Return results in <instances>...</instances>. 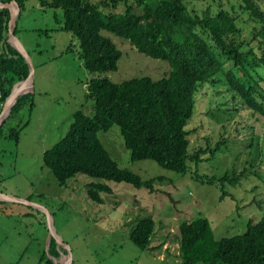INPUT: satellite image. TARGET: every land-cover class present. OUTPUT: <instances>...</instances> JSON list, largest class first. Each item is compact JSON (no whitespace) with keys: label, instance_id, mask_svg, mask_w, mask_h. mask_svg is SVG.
Listing matches in <instances>:
<instances>
[{"label":"rangeland","instance_id":"374dc122","mask_svg":"<svg viewBox=\"0 0 264 264\" xmlns=\"http://www.w3.org/2000/svg\"><path fill=\"white\" fill-rule=\"evenodd\" d=\"M129 1L135 13H142L135 0ZM228 1L238 5V0ZM190 2L191 7L199 10L208 7L204 0ZM261 5L264 9V1ZM126 10L121 3L108 12ZM64 24V12L43 9L40 0H27L26 11L18 23L15 39L30 55L35 74L33 89L30 81V85H24L25 93L16 92L18 98L28 94L30 98L6 122L0 136V193L15 198L0 202V264H40L44 258L68 264L69 248L75 264H178L180 244L176 238L184 221L202 214L220 240L245 234L251 219L258 221L264 217V138L255 139L259 150L251 149L255 133L264 135L263 121H257L255 116H241L242 111L223 115L214 88L199 94L189 131L196 151L213 148L218 141L228 139L210 161L211 153L203 154L204 161L198 170L202 176L213 172L212 176L217 177L232 170L244 172L241 185L228 190L231 195L224 201L222 192L208 185L207 179L204 184L191 174L180 178L153 161L133 162L122 130L116 125L109 132H102L100 139L118 165L144 181L158 177L167 180L157 183L155 193L128 184L109 183L114 195L103 194L104 204L94 202L88 195L89 185L94 182L88 176L79 175L68 187H61L45 166L44 154L66 137L76 112L93 115L94 100L88 94L91 81L103 78L122 84L141 77L160 80L171 71L168 63L149 58L130 42L105 32L123 58L117 72L92 74L83 65L79 42L62 30ZM240 26L243 38L249 40L254 23L242 15ZM4 36L15 48L10 35ZM4 43L0 42V50ZM8 117L6 114L5 120ZM238 120L245 122L238 127L240 137L233 135L232 139L222 127L230 124L232 127ZM167 194L179 202L177 207ZM143 218H152L157 223L147 250H141L130 238ZM52 240L61 253L58 259L51 258L49 253Z\"/></svg>","mask_w":264,"mask_h":264},{"label":"trees","instance_id":"16d2710c","mask_svg":"<svg viewBox=\"0 0 264 264\" xmlns=\"http://www.w3.org/2000/svg\"><path fill=\"white\" fill-rule=\"evenodd\" d=\"M204 1L208 7L199 10L191 7L190 0H135L142 9L137 14L129 0H40L41 8L64 12L62 30L79 42L80 57L90 73L102 75L119 70L123 53L105 32L130 42L139 53L164 61L171 68L169 75L160 80L141 77L122 84L103 78L91 81L88 94L94 100L93 115L76 112L66 137L44 154L45 166L61 187H68L79 175L88 176L94 179L88 195L94 202L104 204L103 194L114 195L109 183L155 193L157 183L167 180L158 177L144 181L118 165L100 139L102 132H109L115 125L122 130L133 162L153 161L180 178L191 174L202 183L207 179L208 185L222 192L221 201L231 195L228 190L241 185L244 172L232 170L222 177L212 176L213 172L211 176L199 173L203 154L211 153L210 161L228 139L218 141L213 148L196 151L189 126L197 112L198 96L208 88L217 90L218 108L223 115L242 111L241 116H255L264 125V0H238V5L227 0ZM13 2L20 7L16 37L27 0H0L3 4ZM121 3L127 7L124 13L108 12ZM242 15L254 23L249 40L243 38ZM11 19L9 9H0V42L5 41L0 54V90L5 102L14 87L31 75L25 58L4 36L10 31ZM29 98V94L18 98L0 127V136L6 122ZM244 122L238 120L234 126L222 128L233 139V135L240 137L238 127ZM258 132L251 143L253 150L257 148L255 139L264 138ZM246 134L247 131L243 135ZM167 196L175 207L179 205L172 195ZM156 230L154 219H140L132 230L131 241L141 250L150 249ZM179 231L178 264H264V217L251 219L245 234L220 240L202 214L181 223ZM49 253L53 259L61 257L55 240ZM40 264L56 263L44 258Z\"/></svg>","mask_w":264,"mask_h":264},{"label":"water","instance_id":"95a60500","mask_svg":"<svg viewBox=\"0 0 264 264\" xmlns=\"http://www.w3.org/2000/svg\"><path fill=\"white\" fill-rule=\"evenodd\" d=\"M11 8H15V14L12 16V19H11V28L13 27V29L10 28V30H11L10 38L15 42V44H14L15 49L18 50L21 53V55L25 58L26 62L28 63V65L30 67V70H31L30 79L16 85V86H18L20 84L22 85L21 86L22 88H20L21 90H19L20 92H22V89L25 88L24 85H26L30 81H33L35 72H34V67H33V61L31 60L30 55L28 54L27 50L15 39V36H14V29H15L14 26H16V23H17V20L19 17V13H20V7H19L18 3H16V2H13L10 4L0 3V9H11ZM16 86L14 88V92L12 93V95L9 97V99L6 102V106L4 108L5 114H8V115L10 114L13 106L15 105V103L17 101L16 95H15L16 94V91H15ZM2 196H4V195H2ZM45 212L48 214L47 210ZM69 252H70L69 253L70 262L68 264H73V255L71 253L70 248H69Z\"/></svg>","mask_w":264,"mask_h":264},{"label":"crops","instance_id":"0c3cea01","mask_svg":"<svg viewBox=\"0 0 264 264\" xmlns=\"http://www.w3.org/2000/svg\"><path fill=\"white\" fill-rule=\"evenodd\" d=\"M10 11H11V15L13 16L14 15V13H13V11H14V8H11V9H9ZM11 28V27H10ZM10 32H11V30L9 31V35H10ZM10 40H12V39H10ZM14 43V42H13ZM8 44H10V42L8 41ZM15 44V43H14ZM11 45V44H10ZM12 46V45H11ZM0 51H2V49L0 50ZM31 84V83H30ZM30 84H26V85H30ZM33 81H32V89H33ZM15 88V87H14ZM20 88H22V87H19V86H16V89H15V91L16 90H18V89H20ZM24 90V91H23ZM28 90V89H27ZM13 92H14V89H13ZM16 92H20L19 90L18 91H16ZM22 93H25V88L24 89H22V92H20V94H22ZM18 98V97H17ZM17 102V101H16ZM16 104V103H15ZM10 115V114H9ZM1 195V197H3V198H0V202H3V200L4 199H15L14 197H13V195L12 194H9L10 196H7V195H4L3 193H0ZM7 194V193H6ZM2 195H4V196H2Z\"/></svg>","mask_w":264,"mask_h":264},{"label":"built area","instance_id":"2783aa9c","mask_svg":"<svg viewBox=\"0 0 264 264\" xmlns=\"http://www.w3.org/2000/svg\"><path fill=\"white\" fill-rule=\"evenodd\" d=\"M0 54H1V52H0ZM6 102L4 101L3 94H2V92L0 90V127L2 126V124H3V122H4L5 118H6V114L4 113V108L6 106Z\"/></svg>","mask_w":264,"mask_h":264},{"label":"bare ground","instance_id":"6f19581e","mask_svg":"<svg viewBox=\"0 0 264 264\" xmlns=\"http://www.w3.org/2000/svg\"><path fill=\"white\" fill-rule=\"evenodd\" d=\"M12 42H13V40H12ZM28 84H30V83H28ZM28 88H29V87H28ZM16 94H17V93H16ZM16 94H15V95H16ZM16 99H17V97H16Z\"/></svg>","mask_w":264,"mask_h":264},{"label":"clouds","instance_id":"9594fccd","mask_svg":"<svg viewBox=\"0 0 264 264\" xmlns=\"http://www.w3.org/2000/svg\"><path fill=\"white\" fill-rule=\"evenodd\" d=\"M0 52H1V51H0ZM18 86H19V85H18ZM20 86H21V84H20ZM20 86H19V87H20Z\"/></svg>","mask_w":264,"mask_h":264}]
</instances>
